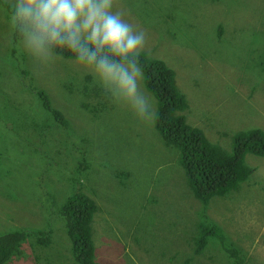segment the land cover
Segmentation results:
<instances>
[{
	"label": "rangeland",
	"instance_id": "374dc122",
	"mask_svg": "<svg viewBox=\"0 0 264 264\" xmlns=\"http://www.w3.org/2000/svg\"><path fill=\"white\" fill-rule=\"evenodd\" d=\"M9 2L0 0V235H34L27 258L9 264H76L60 210L79 193L98 206L97 264H234L227 245L264 264V156L248 154L250 178L203 204L157 129L144 79L153 105L139 119L71 59L39 63L14 47ZM114 10L146 34L142 55L175 72L187 122L212 143L231 151L239 134L264 131V0H114ZM196 241L207 245L199 253Z\"/></svg>",
	"mask_w": 264,
	"mask_h": 264
},
{
	"label": "clouds",
	"instance_id": "9594fccd",
	"mask_svg": "<svg viewBox=\"0 0 264 264\" xmlns=\"http://www.w3.org/2000/svg\"><path fill=\"white\" fill-rule=\"evenodd\" d=\"M7 20L13 46L25 55L39 63L67 56L113 104L149 118L153 101L141 63L146 34L114 10V0H10Z\"/></svg>",
	"mask_w": 264,
	"mask_h": 264
},
{
	"label": "trees",
	"instance_id": "16d2710c",
	"mask_svg": "<svg viewBox=\"0 0 264 264\" xmlns=\"http://www.w3.org/2000/svg\"><path fill=\"white\" fill-rule=\"evenodd\" d=\"M141 63L145 86L157 99L158 109L154 117L157 129L165 137L167 145L179 150L196 198L206 205L213 197H222L238 190L255 171L245 163L246 156H264V131L255 129L239 134L233 140L232 150L225 151L212 143L203 131L187 122L184 114L187 100L178 90L175 72L165 62L149 61L143 55ZM40 97L44 107L50 110L48 100L44 99L42 93ZM97 211L96 202L82 193L70 197L60 210L76 264H97L93 240ZM203 232L223 233L208 228ZM32 234V231L23 230L0 235V264H9L14 258H27L22 246L30 241L34 236ZM35 235L38 245L48 248L49 241L41 238L42 233ZM196 245L197 253L207 246L206 242L199 241H196ZM224 250L234 264H244V258L236 246L229 248L227 245ZM193 259L190 257L187 264Z\"/></svg>",
	"mask_w": 264,
	"mask_h": 264
}]
</instances>
